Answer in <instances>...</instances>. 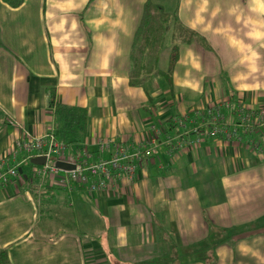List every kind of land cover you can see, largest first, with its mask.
<instances>
[{
  "label": "crops",
  "instance_id": "crops-1",
  "mask_svg": "<svg viewBox=\"0 0 264 264\" xmlns=\"http://www.w3.org/2000/svg\"><path fill=\"white\" fill-rule=\"evenodd\" d=\"M49 1L63 7H44L41 25L31 7L18 21L24 1H0V163H18L0 187L4 264H264V126L240 142L179 139L216 109L227 119L224 101L264 105V0H149L177 21L159 72L175 31L187 38L170 74L134 86L129 52L146 0ZM51 92L85 109L88 162L114 143L147 150L132 181L88 193L32 177L23 154L11 159L25 137L53 132Z\"/></svg>",
  "mask_w": 264,
  "mask_h": 264
},
{
  "label": "built area",
  "instance_id": "built-area-1",
  "mask_svg": "<svg viewBox=\"0 0 264 264\" xmlns=\"http://www.w3.org/2000/svg\"><path fill=\"white\" fill-rule=\"evenodd\" d=\"M220 108L227 113V119H224L216 109L203 125L193 126L189 131L183 132L179 139L194 136L192 141H184L187 145H197L204 138L217 137L240 142L243 135L249 136L264 126V105L247 108L240 103L224 101L218 107ZM177 125L182 126V121H177ZM108 146L106 141L99 142V152L108 151ZM19 154H23L20 163L28 162L34 157L45 158L44 165L32 167V177L45 179L51 176L61 187L70 189L72 185H77L84 187L88 193H94L112 187L120 178L132 181L147 150L140 146L126 147L114 143L107 159L88 162L89 157L83 148L71 151L57 142L52 132H49L41 137H25L19 141L10 155L11 159L14 161ZM50 158L53 159L51 164L48 162ZM57 161L70 164L73 169L59 170L54 166V162ZM17 176L18 163L12 165H7L6 161L0 163V187Z\"/></svg>",
  "mask_w": 264,
  "mask_h": 264
},
{
  "label": "trees",
  "instance_id": "trees-1",
  "mask_svg": "<svg viewBox=\"0 0 264 264\" xmlns=\"http://www.w3.org/2000/svg\"><path fill=\"white\" fill-rule=\"evenodd\" d=\"M11 9L19 7L24 0H0ZM175 15L166 13L160 6L149 0L143 4L141 15L134 31L129 52L128 79L131 86L139 84L151 74L167 76L177 59V47L170 51L169 65L165 73L157 70V62L171 25L176 24ZM184 31V29H179ZM187 34V31H185ZM188 35L194 36L188 32ZM0 42V48H1ZM48 106L53 116V137L71 151H79L85 134L86 111L80 107H69L57 103L54 94L49 95ZM168 125L171 121L167 122ZM173 126V125H172ZM174 128V126L172 127ZM248 138L243 135L241 140ZM30 167H34L28 162ZM20 170V169H19ZM4 254L0 255V264H4Z\"/></svg>",
  "mask_w": 264,
  "mask_h": 264
},
{
  "label": "rangeland",
  "instance_id": "rangeland-1",
  "mask_svg": "<svg viewBox=\"0 0 264 264\" xmlns=\"http://www.w3.org/2000/svg\"><path fill=\"white\" fill-rule=\"evenodd\" d=\"M27 0H24V5H23V13L21 15L18 16L19 20L18 21H21L20 23L22 24L23 23V17L25 16L24 13H26V9L27 7H31L33 10H36L38 11V24H42V17H44V13H43V8H47V9H50V10H60L62 9V5H61V2H52V1H49V2H46V0H38L36 2H30V3H27L26 2ZM64 1H68V0H64ZM82 6L79 5V3L77 1H73L72 4L70 5V8L71 9H75V10H79L81 9ZM16 9V8H15ZM46 18L47 20L50 18V15L49 13L47 12L46 13ZM175 38L173 39V41H175V45L176 46V43L178 44H185V41H186V38H187V34L185 33V30L184 31H180V30H176L175 33ZM206 51L208 52H211L210 49H207ZM264 129H262L261 131H263ZM259 153L260 150L258 151ZM53 161L52 158H50V160L48 161L49 164H51ZM34 181V180H33ZM264 217V216H263Z\"/></svg>",
  "mask_w": 264,
  "mask_h": 264
},
{
  "label": "water",
  "instance_id": "water-1",
  "mask_svg": "<svg viewBox=\"0 0 264 264\" xmlns=\"http://www.w3.org/2000/svg\"><path fill=\"white\" fill-rule=\"evenodd\" d=\"M29 163L31 165H34V166H42L45 163V158L44 157H34V158H31L29 160ZM54 166L57 169L62 170V171H68V170H72L73 169L72 165L66 164V163H63V162H58V161L54 162Z\"/></svg>",
  "mask_w": 264,
  "mask_h": 264
}]
</instances>
